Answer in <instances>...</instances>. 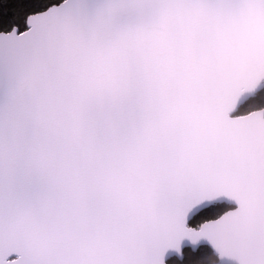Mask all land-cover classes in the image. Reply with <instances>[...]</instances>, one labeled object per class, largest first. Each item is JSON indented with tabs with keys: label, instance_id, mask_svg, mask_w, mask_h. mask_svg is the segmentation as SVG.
<instances>
[{
	"label": "snow or ice",
	"instance_id": "6c2138e0",
	"mask_svg": "<svg viewBox=\"0 0 264 264\" xmlns=\"http://www.w3.org/2000/svg\"><path fill=\"white\" fill-rule=\"evenodd\" d=\"M0 264H264V0H0Z\"/></svg>",
	"mask_w": 264,
	"mask_h": 264
}]
</instances>
